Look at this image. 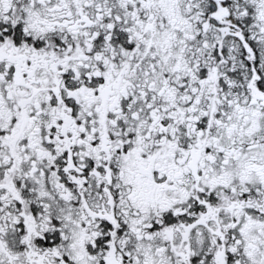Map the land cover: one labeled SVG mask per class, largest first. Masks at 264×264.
Returning a JSON list of instances; mask_svg holds the SVG:
<instances>
[{
  "label": "snow or ice",
  "instance_id": "6c2138e0",
  "mask_svg": "<svg viewBox=\"0 0 264 264\" xmlns=\"http://www.w3.org/2000/svg\"><path fill=\"white\" fill-rule=\"evenodd\" d=\"M0 264H264V0H0Z\"/></svg>",
  "mask_w": 264,
  "mask_h": 264
}]
</instances>
